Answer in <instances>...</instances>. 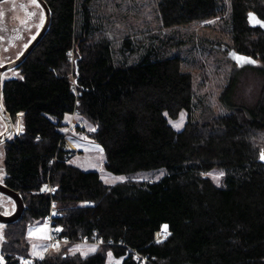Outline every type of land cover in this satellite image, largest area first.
I'll return each instance as SVG.
<instances>
[{"label":"trees","instance_id":"16d2710c","mask_svg":"<svg viewBox=\"0 0 264 264\" xmlns=\"http://www.w3.org/2000/svg\"><path fill=\"white\" fill-rule=\"evenodd\" d=\"M152 1L163 28L217 18L229 48L260 65L257 100L226 112L205 105L176 130L170 120L191 110L195 89L193 74L170 54L175 43L157 39L137 60L116 62L110 40L94 37L93 0H45L47 31L17 66L21 76L2 84L4 107L14 122L22 119L21 132L3 144L4 183L20 192L25 210L4 226L0 264L29 255L27 225L41 220L52 200L61 235L97 232L104 244L82 255L66 243L34 264H107L109 252L119 264H264V29L249 15L264 22V0ZM121 50H134L131 36ZM238 70L227 75L220 104ZM73 112L96 126L87 135L102 148L105 169L122 180L108 183L67 160L64 128ZM214 171L223 173L220 181ZM163 226L170 234L154 241Z\"/></svg>","mask_w":264,"mask_h":264},{"label":"rangeland","instance_id":"374dc122","mask_svg":"<svg viewBox=\"0 0 264 264\" xmlns=\"http://www.w3.org/2000/svg\"><path fill=\"white\" fill-rule=\"evenodd\" d=\"M151 4H153L152 0H93L92 10L97 22L94 37L108 38L115 61L124 63L137 60L147 46L157 39L162 42L168 39L175 43V46L170 49V54L179 55L182 67L193 74L195 89L191 110L189 112L183 110L177 119L170 120V124L176 130H180L189 118L194 120L199 117L205 105H210L217 112H226L232 104L249 106L257 100L263 82L258 70L260 65L257 62L237 65L229 56L228 36L216 29L217 27L215 28L217 18L202 20L190 29L186 27L163 28L158 20L156 9ZM42 22L43 9L37 0L35 3L32 0L0 1V65L7 58L21 53L38 32ZM188 32H192L193 37L188 36ZM126 36L133 38V51L124 50L123 52L121 50L123 39ZM191 38L193 40H190ZM179 39L185 40L180 47L176 45ZM213 41H216V44L212 47ZM69 56L73 67L75 49H72ZM236 67H239L236 83L226 102L220 104L219 95L222 85L225 84L227 75ZM20 76V69L13 67L4 71L2 79ZM73 113L67 117L68 125L64 128L65 145L71 148L67 154V160L82 169L97 170L108 183L122 180L121 175L110 173L105 169V155L102 148L87 135V132L94 131L96 126L78 113ZM14 123L16 129L20 125L21 132V117H18ZM77 124L79 130L75 128ZM4 128L5 124L0 118V132ZM3 144L0 143V181L4 182ZM161 172L163 171L159 170L154 173V177L160 175ZM220 173L214 171L211 175L216 181H220L222 177ZM148 176L144 174L137 179H146ZM5 209L12 212L14 202L0 193V210ZM5 225L0 223V247ZM47 231L48 228L42 220H35L27 225L26 238L29 242V255L24 257L36 260L45 256ZM98 246L76 242L68 248V251L85 255L93 251L90 249H96ZM120 261L121 258L113 256L111 252L108 253L107 264H119Z\"/></svg>","mask_w":264,"mask_h":264},{"label":"water","instance_id":"95a60500","mask_svg":"<svg viewBox=\"0 0 264 264\" xmlns=\"http://www.w3.org/2000/svg\"><path fill=\"white\" fill-rule=\"evenodd\" d=\"M37 2L40 4V6L43 9V22H42L40 29L35 34V36L29 41V43L25 46V48L21 51V53L7 58L0 65V118L3 120L5 124L4 130L0 132V143H4L12 135L15 136L19 134L20 132V128H19L20 125L16 129L15 123L11 117V114L10 112L6 110V108L4 107L3 101H2V84L4 81L2 79V75L4 71L10 68H13V67H17L19 64L23 62V60L28 56V54L39 43V41L41 40V38L47 31L50 25V22H51V11H50L49 6L45 2V0H37ZM255 20L260 21L257 18H255ZM250 22L252 25L254 26L259 25L264 29V22L260 21V23H255L252 18H250ZM229 56L237 63V65H242L244 63H253V62H248V61H241L238 59V57L248 58V60L254 61L255 63V60L253 58H251L250 56H246L241 53H238L234 49H230ZM0 193L8 196L14 202V210L12 212L7 211L8 209H5L4 211L0 210V223L8 224V223H11V222H14L20 219L23 216V213L25 210V202L20 192L10 188L3 181H0ZM0 252H1V247H0Z\"/></svg>","mask_w":264,"mask_h":264},{"label":"built area","instance_id":"2783aa9c","mask_svg":"<svg viewBox=\"0 0 264 264\" xmlns=\"http://www.w3.org/2000/svg\"><path fill=\"white\" fill-rule=\"evenodd\" d=\"M65 149L70 151L69 149L71 148L65 145ZM46 191L48 192L51 191L50 185H47ZM57 217H60V212L56 209V202L52 200L50 202L49 211L41 219L44 222L45 226H47L48 228V231H47L48 240H47L45 254L51 250H55V249L57 250L63 244H66V243L78 242V243H89V244H97V245L104 244V239L102 238V236L98 235L97 232H92L89 235L80 236L79 239L77 240H72L66 236L61 235L60 228L55 223ZM163 228L164 226L155 232L154 241L161 242L168 237V235L170 234V231L167 228L165 232L163 231ZM56 229H59V231H56ZM127 252L132 254V257L137 261H141L142 263H144L147 260L146 256H143L136 248L128 247ZM43 258L44 257L40 258V260ZM20 264H34V262L28 257L23 256L22 258H20Z\"/></svg>","mask_w":264,"mask_h":264},{"label":"snow or ice","instance_id":"6c2138e0","mask_svg":"<svg viewBox=\"0 0 264 264\" xmlns=\"http://www.w3.org/2000/svg\"><path fill=\"white\" fill-rule=\"evenodd\" d=\"M32 2L35 3L36 0H32ZM249 15H250V18H252L253 21H254L255 23H260V21H256V20H255L254 16H253L251 13H250ZM238 59L241 60V61H248V62H253V63H254V61H250V60H248V58L238 57ZM176 126L179 127V125H176ZM262 159H264V156H262ZM220 175H223V173H220ZM121 179H122V178H121ZM166 230H167V226H164L163 231L166 232ZM56 231H59V229H56ZM78 247H79V246H77V248H78ZM90 250H93V251H94L95 249L93 248V249H90Z\"/></svg>","mask_w":264,"mask_h":264}]
</instances>
